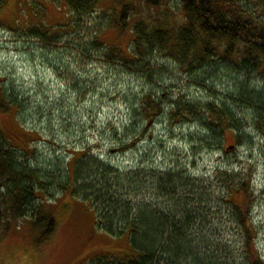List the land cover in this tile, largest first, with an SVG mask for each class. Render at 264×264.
I'll use <instances>...</instances> for the list:
<instances>
[{
	"label": "rangeland",
	"instance_id": "374dc122",
	"mask_svg": "<svg viewBox=\"0 0 264 264\" xmlns=\"http://www.w3.org/2000/svg\"><path fill=\"white\" fill-rule=\"evenodd\" d=\"M112 4L113 0H107L88 10L83 24L77 19L79 30L65 34L64 41L58 43L0 25V84L19 103L17 117L15 109L0 110V133L9 138L5 141L14 159L41 181L36 182L39 196L31 203H45L57 225L49 240L37 242L29 215L1 210L0 264H88L97 254L125 257L131 253L126 235L112 238L94 228L93 212L82 192L76 197L61 187L68 179L70 150L76 149L86 150L84 163L78 162L76 169L82 173L84 166H93L87 183L102 177L98 161L129 172L145 166L146 171L139 173L145 186L126 189L131 200L141 198L152 208L169 205L172 214L177 213L171 221L180 219L183 203H190L194 218L185 244L191 248L179 255L159 251L152 264H250L241 226L228 202L229 185L250 178L257 195L252 207L257 246L264 258V136L256 128L254 112L247 108L239 112L237 104H232L233 114L243 119L244 128H227L220 136L212 131L215 125L207 124L212 118L208 113L176 124L170 107L150 121L142 106V97L149 91L167 104H205L213 99L231 105L235 85L251 83L264 90V74L250 62L243 66L224 62L220 75L206 84L204 74H187L178 61L161 51L152 55L151 65L156 69L152 75L108 60L102 49L98 52L89 46L92 54L84 51L80 39L87 41L94 32L123 48L133 46L130 27L121 33L113 27L104 28L114 16ZM137 6L132 21L148 14L143 0ZM41 8L47 13L43 22L52 26L77 16L61 0H0V20L25 26L39 19ZM135 131L141 135L136 145L119 150V144ZM39 132L41 140H37ZM236 132L242 136L241 143ZM232 144L237 146L230 148ZM168 168L184 178L175 191L163 192L157 174L163 175ZM0 188L5 190L4 185Z\"/></svg>",
	"mask_w": 264,
	"mask_h": 264
},
{
	"label": "trees",
	"instance_id": "16d2710c",
	"mask_svg": "<svg viewBox=\"0 0 264 264\" xmlns=\"http://www.w3.org/2000/svg\"><path fill=\"white\" fill-rule=\"evenodd\" d=\"M61 1L65 2L68 9L76 11L77 16L52 26L43 22L42 16L45 17L47 13L41 8L37 13L39 19H35L31 24L23 26L18 22L0 20V25L16 32L21 30L27 35H38L45 42L58 43L64 41L65 34L79 30L77 19L83 24L84 14L107 0ZM113 1L114 16L104 28L113 27L121 33L130 27L133 46L123 48L118 43L109 42L102 33L94 32L93 38L92 35L87 41L80 39V46H83L84 51L92 54L89 46L98 52V49H102L108 60L119 61L130 68L138 69L141 73L146 72L147 75H152L156 70L151 65L152 55L161 51L164 56L178 61L181 69L187 74H204V82L208 80L206 84L220 75L219 70L224 69V62L233 63L234 66H243L250 62L255 70L258 69L264 74V0H254V3L253 0H143L148 14L135 21H132V16L137 13L139 0ZM248 74H251L250 71ZM234 90L229 98L231 105L213 99L205 104H167L154 92L149 91L142 97L143 111L145 116L153 121L154 117L164 114L167 107H170V115L176 124L188 120L192 122L196 115L208 113L212 118L207 124L215 125L212 131L222 136L227 128L234 131L239 126L244 128L241 123L243 119H237L238 116L232 111V104H237L239 112L245 108L254 112L256 128L264 136V90L253 87L251 83L244 86V82L241 86L235 85ZM240 93L242 98L238 99ZM11 109H15L17 117L19 103L11 98L0 84V110L4 112ZM23 133L28 135V132ZM2 135L3 133H0V186L4 185L5 190L1 192L0 188V211L17 216L29 215L33 229L36 230V241H47L56 229V217L45 203H31L39 196L36 183L38 180L36 181L31 169L14 159L10 154V145L5 141L9 138ZM41 135L40 133L37 140L43 139ZM236 136L238 143H241V134L236 132ZM140 137L136 132L133 136L125 138L119 144V150L126 151L133 147ZM236 146L237 144H232L230 148ZM76 150H70L73 155L68 162V179L61 182V187L70 189L75 196L82 192L85 203L93 212L94 228L103 231L108 237L113 236L112 238L126 235L132 250L125 257L97 254L90 258L91 262L88 264H152L159 251H173L179 255L191 248L185 244L191 220L194 218L190 203H183L180 219L173 217L171 221V216H177V213L173 215L169 205L152 208L148 203L145 206L141 198L131 200L126 189L128 190L130 185L143 188L144 176L139 173L146 171L145 166H138L135 172H129L113 164L106 165L98 161L99 164L96 165L98 172L102 171V177L87 183L93 166H84V172L80 173V168L77 170L76 166L78 162L84 163L86 150ZM175 170L168 168L162 172L163 175L157 174V184L163 192L171 189L175 191V187L184 178ZM107 171L110 173L109 177L106 176ZM27 173L29 175H26ZM176 175H179V178H175ZM173 179L176 180L174 184ZM250 180L245 178L237 185L230 184L228 202L233 206V215L238 226H241L243 247L250 264H264V258L257 246L258 231L252 214L257 195ZM235 196H239V199L235 200ZM30 205L33 207L32 213L29 212ZM93 261L96 263H92Z\"/></svg>",
	"mask_w": 264,
	"mask_h": 264
}]
</instances>
